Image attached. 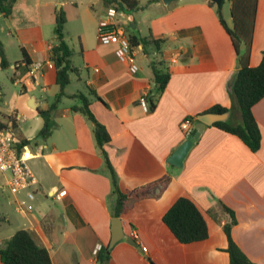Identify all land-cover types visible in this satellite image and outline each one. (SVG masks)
I'll use <instances>...</instances> for the list:
<instances>
[{"label": "crops", "instance_id": "0c3cea01", "mask_svg": "<svg viewBox=\"0 0 264 264\" xmlns=\"http://www.w3.org/2000/svg\"><path fill=\"white\" fill-rule=\"evenodd\" d=\"M139 1L143 8L132 11L138 19L128 13L129 25H135L132 33L162 39V43L158 53L150 46V53H144L137 45L136 72L116 55L114 44L98 40L99 20L108 7L104 0L91 1L83 11L79 1L16 0L8 16L0 14L4 37L0 39L9 68H14L13 84L20 85L25 76V60L29 66L41 63L33 81L18 88L11 109L0 110L3 119L12 113L24 117L14 122L15 131L36 155L29 166L37 179L33 199L26 191L16 196L9 192L7 203L14 204L15 215L0 214V243L26 229L48 250L52 264H97L99 246L110 249L104 264H230L223 230L230 215L222 207L225 205L236 219L230 232L233 241L252 262L264 264V96L252 107L261 132L257 151L237 135L210 124L193 141L182 166L170 164L167 158L186 138L180 127L186 118L194 119L195 124L198 115L219 105L229 109L226 120H240V113L231 107L229 91L236 54L216 5L210 6L209 0ZM224 1L221 13L230 23V3ZM59 2L58 9L66 5L75 9L63 26L64 40L67 35L70 38L66 43L74 70L64 88L65 96L51 113L55 126L43 139L37 136L43 126L38 110L46 109L59 91L51 60ZM96 2L98 8H94ZM225 4L228 18L223 12ZM69 21L76 22V30H69ZM263 50L264 0H258L250 66L260 63ZM157 59L164 62L170 77L155 107L145 109L139 99L152 87L151 61ZM72 83L73 90L67 91ZM80 92L89 98L90 110L110 135V141L101 147L95 141L92 122L72 108L81 105L72 96ZM32 118L30 130L20 125ZM102 150L122 191L171 178L159 195V187L153 186L129 203L119 216L124 236L111 247L116 195ZM179 197L191 199L203 214L208 227L205 239L181 243L163 222L164 213Z\"/></svg>", "mask_w": 264, "mask_h": 264}, {"label": "trees", "instance_id": "16d2710c", "mask_svg": "<svg viewBox=\"0 0 264 264\" xmlns=\"http://www.w3.org/2000/svg\"><path fill=\"white\" fill-rule=\"evenodd\" d=\"M16 0H0V14L4 17L11 13L12 7ZM230 3L231 21L228 23L222 16L220 6H215L219 21L227 34L229 35L236 54L237 67L233 74L234 81L231 86L230 97L232 109L240 113V120L232 122L230 119L216 121L212 123L226 132L237 135L252 151H257L261 144V132L259 125L252 113L253 105L264 96V50L261 53V60L257 66L249 65V58L252 48L253 31L255 25V13L258 0H228ZM108 6H114L125 13L143 8L139 0H104ZM210 6L216 5L213 1H208ZM66 21L62 8L57 11L56 25L54 33L56 43L51 48V60L56 68V83L59 91L55 99L46 109L38 110L39 116L43 119V126L38 131L37 136L47 138L55 123L51 113L65 96L64 88L70 82V73L74 70L71 65V49L64 40L63 26ZM129 30V39L132 45H141L144 53H150L148 46L152 51L158 53L162 39H153L141 37L133 34ZM25 64L29 65L28 60ZM10 62L7 59L3 42L0 39V67L7 69ZM151 69L153 73L152 87L148 92L147 100L149 108L153 109L158 100V96L166 87L169 80V72L164 66L162 60H152ZM89 94L93 98L99 97L91 90ZM72 96L81 100L80 106H73V110L81 112L93 124V134L98 146L110 141V135L106 127L101 124L89 108V98L84 93H76ZM229 109L215 105L205 113H224ZM22 144H27L22 141ZM105 164L109 170L113 192L116 195L115 203L112 208L113 216L119 217L126 212L129 203L141 197L142 190L153 186H158L159 195L171 181L170 176L155 180L134 189L122 191L117 185V175L108 159L104 150H102ZM230 215V221L225 223L223 230L227 237L226 251L229 255L230 264H256L252 262L237 246L231 237V227L235 224L236 219L233 211L222 205ZM3 217L0 215V221ZM163 222L171 230L174 236L181 243L203 240L208 236V227L203 214L197 208L195 203L187 197H179L168 208L163 215ZM110 257L108 246H101L96 253L97 264H104ZM0 262L1 264H52L48 250L40 246L34 239L32 233L26 229L17 230L10 238L0 243Z\"/></svg>", "mask_w": 264, "mask_h": 264}, {"label": "built area", "instance_id": "2783aa9c", "mask_svg": "<svg viewBox=\"0 0 264 264\" xmlns=\"http://www.w3.org/2000/svg\"><path fill=\"white\" fill-rule=\"evenodd\" d=\"M129 17L128 13L117 9L114 6H108L105 15L99 20L97 37L101 43L114 44L116 46L115 53L119 57L126 59L129 70L136 72L139 66L136 62L137 46L132 45L129 39ZM24 65H26L24 63ZM28 66V70L19 83L22 87L29 85L35 75H37L41 63H35ZM148 91L144 92L139 101L146 109L149 107L147 100ZM24 118L19 113H12L9 118L0 117V174L4 177L3 186L13 194L18 195L22 191H26L28 198L33 199L35 196L32 187L37 184V179L29 166V160L36 155L30 150L27 144L22 141L15 133L14 122ZM194 126V119L188 117L183 120L180 127L184 136L190 134ZM56 198H60L59 193H55ZM23 205V201L19 206ZM101 246L98 247V249ZM146 251V247H141ZM98 249L95 251L97 253ZM95 253V254H96Z\"/></svg>", "mask_w": 264, "mask_h": 264}, {"label": "rangeland", "instance_id": "374dc122", "mask_svg": "<svg viewBox=\"0 0 264 264\" xmlns=\"http://www.w3.org/2000/svg\"><path fill=\"white\" fill-rule=\"evenodd\" d=\"M60 1H79L82 4L80 11H83L85 8L86 9L88 8L87 6L90 5L91 1H101V0H60ZM59 5H61L60 2L56 4L57 11H59V9H58ZM99 6H100L99 2L94 3V8H98ZM73 10H75V9L70 7V6H67V5L62 7V12H63L65 18H70L69 16L72 15ZM227 10H228V5L225 4L223 6V12H224V16L226 18H228V11ZM131 14L136 18V20L138 19L137 12H131ZM127 27L130 28V32L134 31L132 29V26L129 25ZM68 28L70 31L76 30V22L69 21ZM138 28L141 30L142 25ZM2 36H3V34L1 33L0 37H2ZM2 38L4 39V37H2ZM69 40H70V38L67 35L66 41L69 42ZM13 56H14L13 53L9 52V58L11 61L14 60ZM13 75H14V68L13 67H10V68L8 67L7 69H1L0 68V110L8 111L11 109L12 102H13L14 97H15L14 95L17 93L18 88H20V85H18V84L14 85L13 84V81H12ZM73 87H74V83L68 85L67 91H72ZM63 101L70 102L71 100L69 98H64ZM17 112L21 113V111L19 109ZM26 116L27 115H25V117ZM34 121H35V118L27 119L24 122H21L20 125L24 129L30 130V128H33V126H34ZM15 133H17V132L15 131ZM3 182H4V177L2 174H0V195H1L0 196V214H9L12 218L15 215L14 204L9 205L7 203V200L10 196V193L7 190V188L3 186Z\"/></svg>", "mask_w": 264, "mask_h": 264}, {"label": "water", "instance_id": "95a60500", "mask_svg": "<svg viewBox=\"0 0 264 264\" xmlns=\"http://www.w3.org/2000/svg\"><path fill=\"white\" fill-rule=\"evenodd\" d=\"M172 1L173 0H163V2L166 4ZM211 1H213L216 4V6H220L222 2V0H211ZM131 26L134 27L135 25L132 24ZM233 81H234V77H232L229 83V90H231ZM31 100L33 101V98H31ZM32 107H35V105H32ZM227 113L228 112H224V113L210 112V113H203V114L198 115L197 120L190 134L187 135L186 138L174 149V151L167 158V161L172 165H175L178 167L182 166L185 155L190 149L193 141L198 139L205 125H210L216 121L226 120ZM123 236L124 234H123L121 219L119 217H114L111 220V239L109 242V247L113 246L114 243L122 239Z\"/></svg>", "mask_w": 264, "mask_h": 264}]
</instances>
